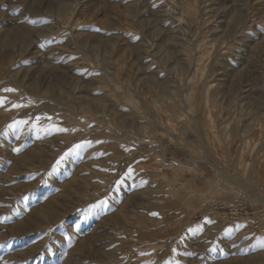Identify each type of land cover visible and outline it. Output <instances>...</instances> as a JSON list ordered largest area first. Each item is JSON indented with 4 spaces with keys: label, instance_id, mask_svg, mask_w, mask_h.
Returning <instances> with one entry per match:
<instances>
[{
    "label": "rangeland",
    "instance_id": "374dc122",
    "mask_svg": "<svg viewBox=\"0 0 264 264\" xmlns=\"http://www.w3.org/2000/svg\"><path fill=\"white\" fill-rule=\"evenodd\" d=\"M0 100V264H264V0H0Z\"/></svg>",
    "mask_w": 264,
    "mask_h": 264
},
{
    "label": "snow or ice",
    "instance_id": "6c2138e0",
    "mask_svg": "<svg viewBox=\"0 0 264 264\" xmlns=\"http://www.w3.org/2000/svg\"><path fill=\"white\" fill-rule=\"evenodd\" d=\"M6 91H13L12 89H6ZM4 104V101L3 100H0V106H2ZM17 107H18V105H16ZM60 131H66L65 129H59ZM77 148H79L80 147V145H77L76 146ZM67 154H65V156H66ZM65 156H62L61 158H60V161H57V164H59L61 161H63L64 159H65ZM53 171H55V168L53 169ZM175 251V250H174Z\"/></svg>",
    "mask_w": 264,
    "mask_h": 264
},
{
    "label": "bare ground",
    "instance_id": "6f19581e",
    "mask_svg": "<svg viewBox=\"0 0 264 264\" xmlns=\"http://www.w3.org/2000/svg\"><path fill=\"white\" fill-rule=\"evenodd\" d=\"M37 1H38V0H37ZM12 33H13V32H12ZM14 34H15V33H14ZM17 34H18V33H17ZM18 35H19V34H18ZM18 35H17V36H18ZM17 36H16V37H17ZM17 38H18V37H17ZM20 40H21L23 43H25L24 45H26L27 36L22 34V36L20 37ZM4 41H5V42H4L5 45H6V44H7V45L9 44V43H8V38H7L6 40H4ZM28 42H29V40H28ZM28 42H27V43H28Z\"/></svg>",
    "mask_w": 264,
    "mask_h": 264
}]
</instances>
